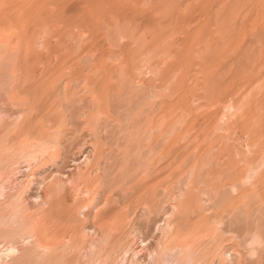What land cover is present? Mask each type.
I'll use <instances>...</instances> for the list:
<instances>
[{"label":"rangeland","instance_id":"374dc122","mask_svg":"<svg viewBox=\"0 0 264 264\" xmlns=\"http://www.w3.org/2000/svg\"><path fill=\"white\" fill-rule=\"evenodd\" d=\"M0 264H264V0H0Z\"/></svg>","mask_w":264,"mask_h":264},{"label":"bare ground","instance_id":"6f19581e","mask_svg":"<svg viewBox=\"0 0 264 264\" xmlns=\"http://www.w3.org/2000/svg\"><path fill=\"white\" fill-rule=\"evenodd\" d=\"M12 250V249H11Z\"/></svg>","mask_w":264,"mask_h":264}]
</instances>
